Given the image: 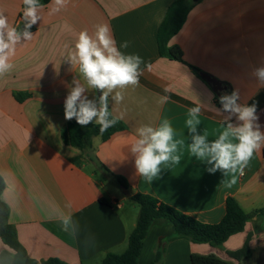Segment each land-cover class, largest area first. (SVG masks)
Masks as SVG:
<instances>
[{"label": "crops", "instance_id": "obj_1", "mask_svg": "<svg viewBox=\"0 0 264 264\" xmlns=\"http://www.w3.org/2000/svg\"><path fill=\"white\" fill-rule=\"evenodd\" d=\"M173 1L67 0L52 13L51 0L39 10L40 20L30 29L32 40L17 46L12 70L0 76L1 199L28 259L101 264L107 254L124 253L137 222L139 210L130 199L136 194L151 196L208 225L222 220L228 197L245 213L264 209V147L254 153L244 175L237 173L236 183L227 187L220 183L221 172L210 174L209 165L190 155L185 125L187 110L200 106L198 130L207 132L209 140L216 139L224 118L217 111L219 97L235 88L241 104H257L264 131V88L251 75L264 64V0L194 3L168 42L181 50L182 61L161 57L157 49V29ZM22 3L0 0V10L18 30L23 28ZM98 24L110 27L118 48L128 41L129 47L120 50L139 55L144 63L138 85L121 90V103L109 97L108 109L123 129L105 141L94 137L85 151L65 146L61 139L64 125L75 120L64 116L67 85L80 76L78 67L66 59L78 33L86 29L93 35ZM201 74L221 83L224 90L215 93ZM87 95L92 99L100 93L93 90ZM163 96L169 97L167 103H160ZM164 118L186 144L180 164L163 169L149 184L136 173L131 145L140 126L155 127ZM119 194L124 199H118ZM65 215L77 225L74 234L62 229ZM244 245L248 256L231 255ZM4 248L0 241V252ZM191 255L229 264H264V213L253 214L242 232L217 247L179 239L170 222L157 220L142 241L137 264H192Z\"/></svg>", "mask_w": 264, "mask_h": 264}, {"label": "clouds", "instance_id": "obj_2", "mask_svg": "<svg viewBox=\"0 0 264 264\" xmlns=\"http://www.w3.org/2000/svg\"><path fill=\"white\" fill-rule=\"evenodd\" d=\"M66 4L67 0H53L51 12L60 11ZM23 5V28L19 30L10 25L8 17L0 10V76L12 70L10 61L16 54L17 46L32 40L34 34L30 29L40 20V0H23ZM128 47V41L117 47L107 24L96 25L93 35L86 29L78 33L74 49L66 59L72 67H78L80 74L67 85L68 94L64 100L66 120L75 119L81 126L94 121L100 126L101 135L118 122L108 109L109 97L115 103H121L124 99L121 90L138 85L142 75L141 64L144 63L139 55L120 50ZM251 75L264 88V64L254 68ZM93 90L100 95L89 99L87 93ZM212 96L215 98L214 94ZM168 100V96H163L160 103H167ZM239 101L240 94L235 88L230 94L219 97L221 107L217 111L224 118L221 121L222 131L216 139L209 140L207 132L201 134L198 130L200 106L189 108L185 121L191 139V143H187L188 152L201 163L209 165L206 170L210 174L221 172L223 179L220 183L227 187L236 183L237 173L244 175L254 153L264 147V131L259 123L257 104H241ZM185 144L184 138H176L168 118L155 127L140 126L131 145L137 175L151 184L160 177L163 169L180 164ZM61 223L64 231L75 233L77 225L70 215L62 216Z\"/></svg>", "mask_w": 264, "mask_h": 264}, {"label": "trees", "instance_id": "obj_3", "mask_svg": "<svg viewBox=\"0 0 264 264\" xmlns=\"http://www.w3.org/2000/svg\"><path fill=\"white\" fill-rule=\"evenodd\" d=\"M50 1L40 0V4L43 6ZM193 4L190 0H174L168 7L157 29L156 36L157 49L161 57L182 61L181 50L178 47H169L168 42L183 26ZM22 8L24 9L23 3ZM191 69L199 73V70L192 67ZM117 121L113 127H110L102 135L99 132L100 126L98 124L92 122L86 126H81L76 120L69 121L61 131V139L65 146L89 151L94 137H100L102 141H105L112 134L123 129L122 122ZM89 159L98 167V163L95 162L92 156L89 155ZM105 172L108 173L106 170ZM115 179L118 183L124 185L123 180ZM3 190L4 181L0 176V241L5 247L0 252V264H64L55 258L36 262L26 257L24 249L16 239L13 227L8 222L9 210L1 199ZM130 199L138 206L139 211L136 226L128 237L127 249L120 255L107 254L101 264H137L142 241L145 239L149 228L157 220L170 222L174 227L176 237L179 239L186 240L192 244H209L212 247H217L222 245L230 236L242 232L245 224L253 214L264 213V209L245 213L234 198L228 197L225 201V215L222 220L218 224L208 225L176 211L151 196L136 194ZM248 254L249 249L247 245H244L241 250L231 255L239 258L242 255L248 256ZM159 257L160 254L158 253L155 261H158ZM191 263L229 264L212 256L194 255H191Z\"/></svg>", "mask_w": 264, "mask_h": 264}, {"label": "water", "instance_id": "obj_4", "mask_svg": "<svg viewBox=\"0 0 264 264\" xmlns=\"http://www.w3.org/2000/svg\"><path fill=\"white\" fill-rule=\"evenodd\" d=\"M192 3H196L199 0H190ZM201 77L211 86V88L213 89V91L215 93H220L224 90L225 87L222 86L221 83L215 81L214 79H212L209 75L207 74H201ZM120 191L121 193L125 196V197H129V194L127 193L126 189L124 187H120Z\"/></svg>", "mask_w": 264, "mask_h": 264}, {"label": "rangeland", "instance_id": "obj_5", "mask_svg": "<svg viewBox=\"0 0 264 264\" xmlns=\"http://www.w3.org/2000/svg\"><path fill=\"white\" fill-rule=\"evenodd\" d=\"M118 199L122 200V199H124V196L122 194H119V198ZM133 205L135 206L136 204L134 203ZM135 207L138 208L137 205Z\"/></svg>", "mask_w": 264, "mask_h": 264}]
</instances>
